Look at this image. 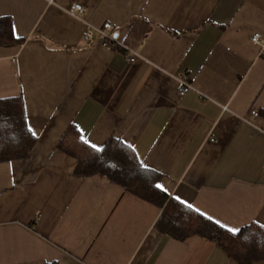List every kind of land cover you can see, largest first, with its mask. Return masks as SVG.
Here are the masks:
<instances>
[{
    "label": "crops",
    "instance_id": "obj_1",
    "mask_svg": "<svg viewBox=\"0 0 264 264\" xmlns=\"http://www.w3.org/2000/svg\"><path fill=\"white\" fill-rule=\"evenodd\" d=\"M2 19L0 99H23L37 141L0 162V264H237L162 234L160 208L78 176L59 143L71 128L90 147L122 140L171 197L226 230L264 227V0H0ZM105 23L113 50L83 39Z\"/></svg>",
    "mask_w": 264,
    "mask_h": 264
},
{
    "label": "trees",
    "instance_id": "obj_2",
    "mask_svg": "<svg viewBox=\"0 0 264 264\" xmlns=\"http://www.w3.org/2000/svg\"><path fill=\"white\" fill-rule=\"evenodd\" d=\"M15 42L10 20H0V44ZM37 141L29 131L22 98L0 99V162L22 160ZM59 147L78 162L80 177L103 176L140 199L161 209L157 229L183 242L198 236L215 242L237 264L264 262V227L252 223L237 233L226 230L208 217L178 202L156 188L160 175L146 169L122 140L112 139L97 151L69 129Z\"/></svg>",
    "mask_w": 264,
    "mask_h": 264
},
{
    "label": "built area",
    "instance_id": "obj_3",
    "mask_svg": "<svg viewBox=\"0 0 264 264\" xmlns=\"http://www.w3.org/2000/svg\"><path fill=\"white\" fill-rule=\"evenodd\" d=\"M85 12L84 8L81 5H75L73 6L71 10V14L73 16H78L80 14H83ZM95 31L99 37L101 38V45L102 47L113 50L116 46H119L120 43L117 41L116 37L113 34V26L110 23H105L102 27L99 28H92L87 27L85 31L83 32V39L85 41H88L92 35V32ZM263 37L260 33H254L251 36V42L256 45H260L262 43ZM132 56L130 58L131 62H134L137 55L133 52ZM177 92L180 97L185 96L187 93L193 90V86L191 85L188 76L182 75L177 78ZM251 116L253 119L257 118L259 116V112L254 110L251 112ZM214 142V140H211ZM264 170V166H263Z\"/></svg>",
    "mask_w": 264,
    "mask_h": 264
},
{
    "label": "snow or ice",
    "instance_id": "obj_4",
    "mask_svg": "<svg viewBox=\"0 0 264 264\" xmlns=\"http://www.w3.org/2000/svg\"><path fill=\"white\" fill-rule=\"evenodd\" d=\"M13 31H14V33H15V31H16L15 27H14ZM17 38H18V37H17ZM29 131L32 133L33 136H36V135H37V134L35 133V131H33L31 128H29ZM81 140H82L84 143H86V144L89 143V140H88V138H87L85 135H81ZM91 147H92L93 149L97 150V151H100V150H101L100 148H98V146H97L96 144H91ZM129 147H131V146H129ZM156 188L159 189V190L166 191V189L164 188V186L161 185V184H157V185H156ZM175 199H176L178 202L182 203V204H186V206H187L188 208H192V207H193L190 203H188V202H186V201H183L179 196H176ZM196 211L199 212V209H196ZM208 219H209V220H212V217L209 216ZM217 223L219 224L220 222L217 221ZM221 226H222V227H226V226H224V225H221ZM228 230H229L230 232H232L233 234H235V233H237V232L239 231L238 229H234V228H229Z\"/></svg>",
    "mask_w": 264,
    "mask_h": 264
}]
</instances>
